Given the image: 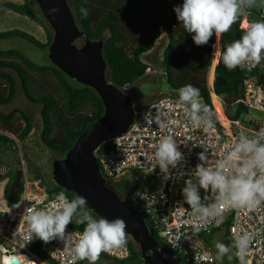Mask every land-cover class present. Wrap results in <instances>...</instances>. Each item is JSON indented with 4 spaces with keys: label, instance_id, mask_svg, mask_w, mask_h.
Here are the masks:
<instances>
[{
    "label": "built area",
    "instance_id": "1",
    "mask_svg": "<svg viewBox=\"0 0 264 264\" xmlns=\"http://www.w3.org/2000/svg\"><path fill=\"white\" fill-rule=\"evenodd\" d=\"M258 21L264 22V8ZM252 70L255 71L254 74L243 81L244 96L237 100L260 109V118L249 116L230 119L225 115L227 122L223 123L213 111L212 126L197 127L185 116L183 107L178 103L179 97L168 92L151 98L137 110L128 128L110 138L109 147H97L94 150L100 170L106 178L115 181L128 174L130 176L124 178L134 184L138 183L128 189L125 198H122L140 212L148 227L164 239L167 248L192 264L215 263L216 252L205 242L203 235L219 230L226 220V236L233 242V254L237 262L241 264V257L237 255L239 250L234 246L235 240L247 233L251 241L243 256L245 264H264V202L253 208L220 207L216 210V215L202 220L185 202L182 192L185 181L195 179V168L202 163L198 159L199 153L205 151L208 157L205 166L214 167L217 160L233 149L241 134L251 137L264 129V59ZM209 89L211 95L213 89ZM212 97L213 94L211 100ZM146 111H151L154 116L159 115L168 123V128L161 130L155 123L148 125L144 119ZM232 124L236 128L231 130ZM168 134L173 135L184 159L176 168L169 166V178L165 179L159 166H155L154 145L163 135ZM142 173L153 175L155 181L144 182ZM139 182H144L145 186L139 185ZM19 183L21 188L18 196L12 201L5 194L3 185H0V264H6L9 257L15 258L12 264H31V261L36 264H49L46 257L57 264H76L79 260L73 262L71 254L65 250L64 242L59 238L45 243L33 235L32 241L21 247V236L28 234V225L22 218L25 209L30 206L49 209L61 192L50 194L46 185L28 178L25 174L17 181ZM17 187L16 185L14 188ZM138 192L145 193L146 198L142 199L137 195ZM64 194L69 201L73 200ZM200 195L203 201L206 195L203 189H200ZM207 195L211 196V193ZM204 203L211 205L215 200L209 199ZM85 227L86 225L78 228L69 224L66 234L82 233ZM101 254L124 259L131 251L126 243L121 248Z\"/></svg>",
    "mask_w": 264,
    "mask_h": 264
},
{
    "label": "trees",
    "instance_id": "2",
    "mask_svg": "<svg viewBox=\"0 0 264 264\" xmlns=\"http://www.w3.org/2000/svg\"><path fill=\"white\" fill-rule=\"evenodd\" d=\"M30 1L35 3V9L31 7ZM68 2L73 10L75 20L84 31V34L92 38L103 39L102 52L107 62V77L124 91V88L128 84L146 73L148 63L142 58V55L153 46L155 41L161 36V29H163L167 42L162 50L161 64L170 86L169 93L179 97L180 88L185 85H192L199 90L200 98L209 108L210 114L214 115L213 97L211 100L207 81L210 85L215 51L213 45L216 44L214 41L215 33L207 45L197 46L194 43L192 39L194 34L186 32L182 23L177 21L176 14L173 11L174 7L182 5L183 0H68ZM3 3L9 9L34 17L41 22L46 38L45 40H41L19 27L0 29V38L20 37L43 50L42 60L37 62L17 47L0 46V78L5 80L8 85V91L5 94L0 93V121L7 124L13 115L18 113L24 121L22 128L16 134L18 140L28 136L31 132L33 126L31 112L22 106V104L11 105L16 98L17 89L20 87L22 95L26 100L39 104L41 141L47 147L59 153L58 156H62L86 124L102 113L103 105L101 99L91 86L77 82L48 59L47 47L52 38V29L40 12L35 0H22L21 2L6 0ZM81 8L88 10L87 16L82 14ZM246 10L250 9L247 8ZM250 11L257 17L260 16V13L254 10ZM243 15L238 16L236 22L228 32L219 36V55L214 67L213 91L221 97L224 112L230 119L242 117L247 112L248 106L237 99L244 96L242 89L244 79L255 72L254 70L248 71L247 68L229 70L221 59V54L226 49V46L243 36L246 30L240 27ZM77 40L82 41V37ZM27 69L51 73L55 77L60 89L65 93L66 106L69 109L76 106L85 95H89L96 103L97 111L92 115L84 116L79 128H63V132L69 138L68 141L56 142L49 137L51 125L49 110L54 104L55 98L49 95L33 94L30 89ZM0 142H8L13 151L17 149L16 140L11 136L0 133ZM110 143L111 140L107 139L98 145V149L107 148L110 146ZM12 180L8 179L4 186L5 194L11 201L18 196V190L21 188V183H19L15 190H11L13 185ZM107 181L110 183L113 180L107 178ZM118 181L115 180V182ZM41 184L44 183L41 182ZM44 185H46L50 194L60 191L66 193L72 199L77 198L72 191L55 184L52 179ZM136 185L128 180L122 191L119 192V195L125 198V192ZM87 213L92 215L94 219H100L95 212L88 208ZM227 223L228 220L225 221L220 229L223 232L224 241L233 250V242L226 236ZM70 224L78 228H83L86 225V223H77V220H73ZM150 230L159 243L167 247L164 239L152 228ZM213 232L204 234L203 237L205 242L214 250L207 240L208 235ZM126 240L131 251V254L127 258L115 259L106 254L100 255L123 264L137 262L141 258L140 251L127 234ZM179 258L183 264H192L180 256ZM46 259L49 264H57L48 257ZM233 260L237 261L234 256ZM83 261L79 260L76 264H82Z\"/></svg>",
    "mask_w": 264,
    "mask_h": 264
},
{
    "label": "clouds",
    "instance_id": "3",
    "mask_svg": "<svg viewBox=\"0 0 264 264\" xmlns=\"http://www.w3.org/2000/svg\"><path fill=\"white\" fill-rule=\"evenodd\" d=\"M257 5L264 8V0H183L182 5L174 7L173 11L186 32L194 34V43L204 46L209 43L214 33L218 37L228 32L238 16L244 14L247 8ZM58 11V8L49 9L50 14ZM81 12L84 16L88 14L86 8H81ZM213 47L215 48V44ZM221 59L229 70L246 67L251 71L259 65L264 59V22L251 23L240 39L226 46ZM178 103L194 126H212L210 110L202 103L197 88L192 85L180 88ZM144 119L148 125L155 123L161 130L169 126L151 111L144 113ZM154 148L155 166L158 165L165 174V179H168L169 166L176 168L184 159L183 154L178 150L177 142L171 134L163 135ZM198 159L202 163L195 168V179L186 180L182 192L185 202L194 213L199 214L200 219L216 215V210L220 207L253 208L264 202V129L251 137L241 134L233 149L217 160L214 167L205 166L208 160L205 151L198 154ZM200 189L206 193L203 201ZM209 192L211 196L207 195ZM137 195L142 199L146 198L145 193L138 192ZM161 197L163 198L162 192ZM209 199H214L215 203H204ZM85 204L84 197L69 201L61 192L49 209L27 207L22 218L28 225V234L21 236V247L31 242L33 235L45 243L59 238L64 242L65 250L71 254L73 262L87 260L89 264H96L102 252L125 246L127 225L121 218L111 221L106 218L97 220L84 212L77 220V223H86L84 231L66 234V228L73 221V216ZM250 241L251 237L247 233L235 240L234 246L239 250L237 255L241 257V264H245L243 256ZM216 248L217 259L230 251L222 243H217ZM24 258L28 260L25 256ZM13 259L15 258L9 257L6 264H12ZM31 264L36 262L31 261Z\"/></svg>",
    "mask_w": 264,
    "mask_h": 264
},
{
    "label": "water",
    "instance_id": "4",
    "mask_svg": "<svg viewBox=\"0 0 264 264\" xmlns=\"http://www.w3.org/2000/svg\"><path fill=\"white\" fill-rule=\"evenodd\" d=\"M35 2L52 29L48 59L77 82L91 86L103 105L102 113L86 124L65 153L52 159L51 179L77 197H84L85 206L100 218L123 219L125 232L140 251L143 264H183L173 251L159 243L140 212L115 191L100 170L94 150L101 142L125 131L136 114L130 95L107 77L103 39L84 34L68 0ZM51 8L59 11L50 14ZM249 9L262 11L258 5ZM80 37L82 43L78 44Z\"/></svg>",
    "mask_w": 264,
    "mask_h": 264
},
{
    "label": "rangeland",
    "instance_id": "5",
    "mask_svg": "<svg viewBox=\"0 0 264 264\" xmlns=\"http://www.w3.org/2000/svg\"><path fill=\"white\" fill-rule=\"evenodd\" d=\"M6 0H0V29H8L10 27H19L28 31L35 35L37 38H41V40H45V30L43 28V32L41 37L39 35V30H36L35 22L37 21L38 25H42L34 17H31L26 14L18 13L9 9L3 2ZM21 2L22 0H11ZM31 7L35 9V3L30 1ZM259 22V21H258ZM240 26H249L248 22L242 21L240 22ZM162 31V29H161ZM219 36L215 35V51H214V59L210 77V86L213 82L214 78V67L217 63V41ZM78 44H81V40L76 41ZM167 42V38L165 35L161 33V36L155 41L153 46L146 51L142 58L146 60L148 63V67L146 68V73L135 80L134 82L128 84L124 89L130 95L133 100L135 110L141 109L144 104L153 97L159 96L163 93H168L170 86L166 80V75L164 72V68L161 64L162 58V50ZM0 46H13L24 51L31 59L34 61L40 62L43 57V50L34 46L26 39L20 37H8V38H0ZM211 62H212V48H211ZM211 64V63H210ZM210 66V65H209ZM209 68V67H208ZM207 68V72H208ZM29 73V84L30 89L35 95L42 96H53L56 102V107L67 109L66 106V96L65 93L60 89L57 84L55 77L49 72H37L27 69ZM212 79V80H211ZM207 80V74H206ZM208 82V81H207ZM0 93H2L0 91ZM202 103L204 101L201 99ZM55 103V102H54ZM213 103L216 108L213 109L215 111V115L221 120V118H225L224 108L221 107L220 101L218 97L213 94ZM212 103V105H213ZM22 104V106L26 107L33 116V126L31 132L28 136L24 137L21 140H18L16 134L19 132V127H22L24 124L23 119L20 117L18 113L14 115V120L10 122L9 125L2 127L3 130H0V133H4L2 131H6L9 136L16 140L17 149L13 151L8 142H0V178L6 177L8 179H13L12 183L19 182L20 178H22L23 174H25L30 179H36L44 184H47L51 180V161L54 157H57L59 153L55 152L53 149L47 147L40 139V126H41V118L39 115V104L30 102L24 98L22 95L20 87L17 89V95L11 105ZM67 107V108H66ZM75 107V106H74ZM82 105H77L76 108L81 109ZM69 109V108H68ZM56 110V109H55ZM77 109L71 108V128L72 126H80L81 121H83L84 113H80V111H76ZM49 112L51 119V125L49 130V137L56 142H61L67 139L66 134L63 132L62 127H64L65 121H63L64 117L57 114ZM86 114V113H85ZM82 115V116H81ZM262 112L260 109L254 106H248V110L246 113L242 115L244 117H253L260 118ZM19 121V126L17 122ZM224 123V122H223ZM21 125V126H20ZM67 126V125H66ZM236 128L235 125H231L230 129ZM8 129V130H7ZM13 148V143H12ZM19 171L17 176L16 172ZM38 176V177H37ZM126 176H130L125 174L122 176L123 178ZM141 177L144 182H154L155 177L150 174H141ZM126 179V178H125ZM128 181V180H127ZM144 182H139V185L145 186ZM138 184V183H137ZM87 212V207H83L78 209L77 214L73 216V220H78L80 216ZM208 242L213 246L214 251L217 256V243H222L230 248L228 254L224 255L222 258L217 259L214 264H238L233 260L232 250L230 245H228L223 239V232L221 229L211 233L207 237ZM47 261V259L45 258ZM82 264H89L87 260H84ZM96 264H123L119 263L115 260L106 258L104 256L99 257V260Z\"/></svg>",
    "mask_w": 264,
    "mask_h": 264
},
{
    "label": "crops",
    "instance_id": "6",
    "mask_svg": "<svg viewBox=\"0 0 264 264\" xmlns=\"http://www.w3.org/2000/svg\"><path fill=\"white\" fill-rule=\"evenodd\" d=\"M245 19H246V21L248 22V24L250 25L251 23H254V22H258V17L255 15V14H253L250 10H246L245 11V13H244V15H243V17L241 18V23H242V21L244 20L245 21ZM35 25H36V30L38 31L39 30V35H40V37H41V34H42V32H43V26L42 25H38V23H37V21L35 22ZM241 28H243V29H247V27L248 26H240ZM164 30L162 29V31H161V33L164 35ZM41 39V38H40ZM217 50H218V52H217V56L219 55V38H218V41H217ZM218 58V57H217ZM218 60V59H217ZM28 72V71H27ZM28 76H29V73H28ZM212 84H213V82H212ZM211 84V86L208 84V82H207V86L210 88H212L213 89V85ZM0 91L3 93V94H5L7 91H8V85H7V82L5 81V80H3V79H1L0 78ZM212 94H216L214 91H213V93H211V95ZM216 96L218 97V99H219V101H220V105H221V107H223V103H222V99H221V97L220 96H218L217 94H216ZM56 102H57V100H55V103L52 105V107L50 108V110H49V112H57V108H58V106L56 107ZM148 102V101H147ZM146 102V103H147ZM145 103V104H146ZM144 104V105H145ZM77 105H82V107H81V109L79 108V110H78V108H76V106ZM77 105L75 106V107H73V109L75 110V109H77L78 111H80V113H81V111H82V113H84V116H86V115H92V114H94L96 111H97V105H96V103L92 100V98L89 96V95H85V96H83L82 98H81V100L77 103ZM67 108V107H66ZM224 108V107H223ZM56 109V110H55ZM76 110V111H77ZM86 113V114H85ZM57 114L58 115H60V116H62V117H64V119H63V121H65V124L67 125H64V127H62V130H63V128H65V127H69V128H71V109H65L64 108V110L63 109H61V108H59V111L57 112ZM226 115V114H225ZM50 116V115H49ZM82 116V115H81ZM14 115H13V117H12V119L7 123V124H4V123H2L1 121H0V130H3L2 129V127H5L6 125H9L10 124V122L12 121V120H14ZM51 119L52 118H50V121H51ZM17 124H18V126H19V121L17 122ZM81 124H82V121H81ZM81 124H80V126H81ZM21 126V125H20ZM52 126V125H51ZM80 126H72V128L73 129H77V128H79ZM20 128H22V127H19L18 129H20ZM8 130V129H7ZM2 132H4L3 134H6V135H8L9 136V134H7L6 133V131H2ZM66 137H67V135H66ZM69 140V138L67 137V139L66 140H64V141H68ZM6 181H7V178L6 177H3V178H1L0 179V185H3V187L5 186V184H6ZM18 186V184H17V182H15L13 185H12V187H11V190H13V189H15L14 187L15 186ZM232 255L234 256V254H233V250H232ZM237 262V261H236ZM238 263V262H237ZM127 264V263H126ZM239 264V263H238Z\"/></svg>",
    "mask_w": 264,
    "mask_h": 264
},
{
    "label": "flooded vegetation",
    "instance_id": "7",
    "mask_svg": "<svg viewBox=\"0 0 264 264\" xmlns=\"http://www.w3.org/2000/svg\"><path fill=\"white\" fill-rule=\"evenodd\" d=\"M17 176L19 174V171L16 172ZM127 179L125 178H121L119 179L118 182L115 181H111L110 184L111 186L115 189V191H117V193L119 194V192L122 191V189L124 188L125 184H127ZM128 264H143L142 259L140 258L137 262L134 263H128Z\"/></svg>",
    "mask_w": 264,
    "mask_h": 264
},
{
    "label": "bare ground",
    "instance_id": "8",
    "mask_svg": "<svg viewBox=\"0 0 264 264\" xmlns=\"http://www.w3.org/2000/svg\"><path fill=\"white\" fill-rule=\"evenodd\" d=\"M217 52H218V50H217ZM211 80H212V79H211ZM219 118H220V117H219ZM221 121H223V122L226 123V122H227V121H226V117H225V118H221Z\"/></svg>",
    "mask_w": 264,
    "mask_h": 264
}]
</instances>
